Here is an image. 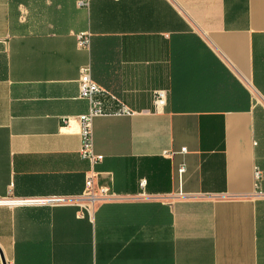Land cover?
I'll return each mask as SVG.
<instances>
[{
	"label": "crops",
	"instance_id": "1",
	"mask_svg": "<svg viewBox=\"0 0 264 264\" xmlns=\"http://www.w3.org/2000/svg\"><path fill=\"white\" fill-rule=\"evenodd\" d=\"M46 198L0 205L7 264H264V0H0V199Z\"/></svg>",
	"mask_w": 264,
	"mask_h": 264
},
{
	"label": "built area",
	"instance_id": "2",
	"mask_svg": "<svg viewBox=\"0 0 264 264\" xmlns=\"http://www.w3.org/2000/svg\"><path fill=\"white\" fill-rule=\"evenodd\" d=\"M77 45L79 49H87L88 47V37L83 34L77 36ZM90 66L84 65L79 69L77 87L78 96L80 99L85 100L88 104L87 113L76 117L74 120L78 124V135L80 138V149L79 156L82 160L87 161L91 167L100 163L103 159L101 155L95 154L93 150V131L92 122L95 118L103 114V106L100 95L102 90L100 87L91 79L90 76ZM166 104V93L164 91H158L154 94L153 105L154 111L158 112L163 109ZM126 115H130L127 111H122ZM73 119L67 117L64 119V123L69 125ZM185 152V150H182ZM178 176L184 173V169L180 168L178 170ZM95 173L91 170L90 175L86 178L84 183V192L82 198L85 199L86 204H78V207L84 209L85 211H90L96 203L102 201H108L114 199V195L110 192L108 188L98 187L94 183ZM256 177L258 175L256 174ZM145 182H141V186H144ZM68 200L64 198H46V199H27V200H6L0 199V205H42V206H53L58 204H67Z\"/></svg>",
	"mask_w": 264,
	"mask_h": 264
},
{
	"label": "water",
	"instance_id": "3",
	"mask_svg": "<svg viewBox=\"0 0 264 264\" xmlns=\"http://www.w3.org/2000/svg\"><path fill=\"white\" fill-rule=\"evenodd\" d=\"M0 261L1 264H7L1 249H0Z\"/></svg>",
	"mask_w": 264,
	"mask_h": 264
}]
</instances>
